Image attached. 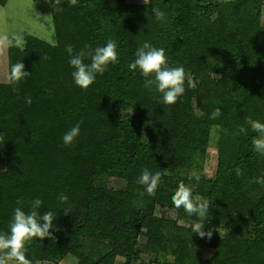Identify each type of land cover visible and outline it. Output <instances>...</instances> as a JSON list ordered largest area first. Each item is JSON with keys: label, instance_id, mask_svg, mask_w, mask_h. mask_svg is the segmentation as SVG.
<instances>
[{"label": "trees", "instance_id": "obj_1", "mask_svg": "<svg viewBox=\"0 0 264 264\" xmlns=\"http://www.w3.org/2000/svg\"><path fill=\"white\" fill-rule=\"evenodd\" d=\"M53 3L55 44L25 32L21 47H8V74L23 62L31 76L16 85L18 95L0 82V232L9 231L18 198L25 212L40 198V213H55V239L26 244L33 264H264V184L254 182L264 177V156L246 124L247 117L264 123V0H62L59 12ZM82 5L100 8L101 29L80 21ZM153 7L165 13L162 21ZM109 39L118 61L81 89L66 46L79 51ZM145 41L186 70L175 105L161 103L128 67ZM217 108L222 115L210 119ZM80 122V135L65 146L62 136ZM211 149L214 177L206 174ZM145 168L162 173L151 195L138 183ZM181 181L208 200L211 239L191 232L195 213L174 207ZM153 220L166 223L165 238L144 232ZM247 223L252 238L240 236ZM203 249L213 250L209 259Z\"/></svg>", "mask_w": 264, "mask_h": 264}, {"label": "clouds", "instance_id": "obj_2", "mask_svg": "<svg viewBox=\"0 0 264 264\" xmlns=\"http://www.w3.org/2000/svg\"><path fill=\"white\" fill-rule=\"evenodd\" d=\"M76 2L77 0H68L71 5H75ZM144 3L148 5L149 0H144ZM61 4L62 0H54L53 7L56 12L62 11ZM152 14H154L157 21H162L165 18V13L156 7L152 8ZM22 45L23 39L18 35H0V50L8 47H21ZM65 50L69 55V64L74 69L72 72L74 82L83 90L89 89L95 83L97 75H103L107 71L109 64H114L118 61L117 43L112 39H109L105 45L95 48L85 45L79 51H74L73 46L67 45ZM135 57V60L128 65L129 69L132 72L140 71L144 77L145 87L149 90L154 89L159 93L161 103L169 106L175 105L186 90L187 73L185 68L182 65L169 67L165 49L156 48L147 41L137 48ZM46 59H48L47 56H42V60ZM86 60L90 62L85 63ZM30 76L31 74L25 70L23 62L11 65L8 81L17 95L19 89L16 85ZM189 86H191L190 82ZM24 99L28 105L33 102L31 96H27ZM124 114L122 112V117ZM221 115V110L217 108L211 113L210 119L215 120ZM81 123L75 124L64 133L62 141L65 146H71L78 138L81 131ZM246 124L250 126L253 132L258 134L252 139L254 151L264 156V123L247 117ZM239 132L246 133L247 129L242 126ZM0 139H3V135H0ZM237 174H242L239 168L237 169ZM191 175L199 181L200 176L195 171ZM254 182L264 184V177L257 178ZM138 183L145 187L149 195L154 194L162 183V173L160 171L152 173L145 168L138 179ZM58 200L61 203H67L68 196L61 193L58 196ZM172 203L177 209L183 207L188 214H196L198 221L192 223V233L198 234L201 238L207 237L211 239L212 231L205 232V225L203 224V220L207 218L210 209L207 199L199 194L194 195L192 187L181 181L174 191ZM16 204L18 206L14 209L13 217L9 224V231L0 232V264H12V262H15V264H33L32 260L26 256V244L33 238H39L40 240L45 238L55 239L51 232L54 226L55 213L47 211L41 214L39 209L43 201L40 198L32 201L28 212L23 210V198H18ZM65 215H68L67 211Z\"/></svg>", "mask_w": 264, "mask_h": 264}, {"label": "rangeland", "instance_id": "obj_3", "mask_svg": "<svg viewBox=\"0 0 264 264\" xmlns=\"http://www.w3.org/2000/svg\"><path fill=\"white\" fill-rule=\"evenodd\" d=\"M122 1V0H117ZM130 3L144 4V0H126ZM229 1V0H221ZM80 21L86 26L94 29H101V13L99 7H90L82 5L80 8ZM51 16V17H49ZM28 32L50 44L56 43L53 17L49 0H10L9 3L0 6V35L9 36L18 35L23 39V33ZM168 66L170 64L168 63ZM0 82H8V48L0 50ZM217 136V135H215ZM216 150L211 149L208 162L206 164L207 176L214 177L216 174ZM112 186L120 185L116 180H111ZM161 213V212H160ZM160 216L158 217V219ZM152 232L157 239H163L166 236V223L161 220H153L144 232ZM241 237H253L252 225L245 224L240 230ZM205 259H209L213 250L203 249L201 251ZM123 261V259H119ZM173 258H169L163 264H169ZM15 264V262H12ZM61 264H74L72 260H65Z\"/></svg>", "mask_w": 264, "mask_h": 264}]
</instances>
